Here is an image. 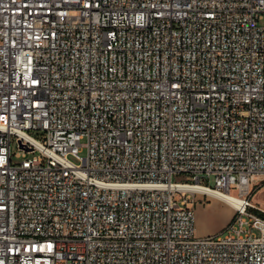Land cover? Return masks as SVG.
Wrapping results in <instances>:
<instances>
[{"label": "built area", "instance_id": "obj_1", "mask_svg": "<svg viewBox=\"0 0 264 264\" xmlns=\"http://www.w3.org/2000/svg\"><path fill=\"white\" fill-rule=\"evenodd\" d=\"M263 184L264 0H0V264H264Z\"/></svg>", "mask_w": 264, "mask_h": 264}, {"label": "rangeland", "instance_id": "obj_2", "mask_svg": "<svg viewBox=\"0 0 264 264\" xmlns=\"http://www.w3.org/2000/svg\"><path fill=\"white\" fill-rule=\"evenodd\" d=\"M11 147L12 149L16 148L13 142ZM80 156L85 157L84 149L81 150ZM173 181L191 182L190 179L187 180L184 176H174ZM208 185L214 188L213 179H211ZM235 193L236 191L232 192L233 195ZM252 195V201L257 204L261 210H264V188L258 189ZM197 201H199L195 206L197 237L203 238L218 235L234 217L233 209H230L226 204L212 197L203 198L202 196H197ZM255 233L258 235L257 231H255Z\"/></svg>", "mask_w": 264, "mask_h": 264}, {"label": "bare ground", "instance_id": "obj_3", "mask_svg": "<svg viewBox=\"0 0 264 264\" xmlns=\"http://www.w3.org/2000/svg\"><path fill=\"white\" fill-rule=\"evenodd\" d=\"M209 196L216 199L217 201L223 202L230 209H234V208L238 207V205L240 204V199L231 195V194H224L222 192H216V193H210L209 192ZM224 198L227 199L225 201H227V203H229V204H227L225 201H223Z\"/></svg>", "mask_w": 264, "mask_h": 264}, {"label": "trees", "instance_id": "obj_4", "mask_svg": "<svg viewBox=\"0 0 264 264\" xmlns=\"http://www.w3.org/2000/svg\"><path fill=\"white\" fill-rule=\"evenodd\" d=\"M262 217H264V215L263 214H260Z\"/></svg>", "mask_w": 264, "mask_h": 264}, {"label": "crops", "instance_id": "obj_5", "mask_svg": "<svg viewBox=\"0 0 264 264\" xmlns=\"http://www.w3.org/2000/svg\"><path fill=\"white\" fill-rule=\"evenodd\" d=\"M263 188H264V187H263ZM263 188H262V189H263ZM254 204H255V203H254ZM256 205H257V204H256Z\"/></svg>", "mask_w": 264, "mask_h": 264}]
</instances>
